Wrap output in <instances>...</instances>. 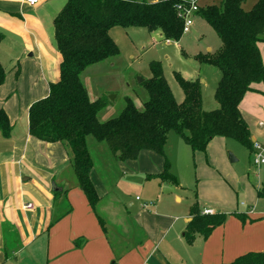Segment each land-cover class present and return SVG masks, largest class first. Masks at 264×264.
<instances>
[{
  "label": "crops",
  "instance_id": "crops-1",
  "mask_svg": "<svg viewBox=\"0 0 264 264\" xmlns=\"http://www.w3.org/2000/svg\"><path fill=\"white\" fill-rule=\"evenodd\" d=\"M66 2L39 0L32 6L26 0H0V32L4 35L0 61L7 72L0 87V109L6 111L12 123L10 137L0 133V264H224L251 251L264 252V205H260L258 196L251 197L253 208L237 213L239 219L226 217L208 237L197 233L188 243L185 233L179 238L176 234L173 240L181 246L185 241L190 250L185 248L187 258L182 254L174 257L172 250L176 247L166 238L180 217L165 213L161 194L153 206L141 204L131 223L127 218L130 211L124 210L121 197L111 198L101 183L89 148L93 159L90 176L99 196L92 206L79 186L69 146L44 142L30 134L31 104L48 96L50 84L60 79L54 19ZM259 47L264 57V43ZM208 51L213 52L211 48ZM253 87L256 91L247 92L240 104L244 118L249 111L247 104L258 102L256 96L264 95L263 83ZM250 131L252 141L263 146L264 130L259 131L261 141ZM146 151L151 150H142L136 162L157 153ZM162 170L158 165L148 167L147 176ZM53 185L60 190H54ZM258 187L264 194V184ZM136 200L141 199L136 196ZM28 203L34 207L25 209ZM256 206L261 207L256 210ZM204 207L220 213L210 203H204ZM183 215L187 229L192 216ZM135 230L140 232L138 239L131 237ZM165 242L164 252L160 247ZM192 253H198V262L189 261L194 257Z\"/></svg>",
  "mask_w": 264,
  "mask_h": 264
},
{
  "label": "trees",
  "instance_id": "trees-1",
  "mask_svg": "<svg viewBox=\"0 0 264 264\" xmlns=\"http://www.w3.org/2000/svg\"><path fill=\"white\" fill-rule=\"evenodd\" d=\"M189 0H67L54 19L55 40L61 57L60 79L52 82L48 96L31 104L29 132L49 143L63 142L72 154V166L80 188L92 206L99 199L90 172L93 159L88 137L105 141L121 159L136 160L142 150L163 154L160 173L148 175L161 182L178 185L165 154L167 137L175 131L194 151H205L216 136L233 138L250 151L254 149L251 131L240 104L254 84H264V57L259 44L264 42V0L251 9L245 0H221L219 4L200 7V14L221 40L220 47L196 59L220 70L215 99L217 108L205 110L202 83L185 79L175 72L184 99L178 102L159 61L150 63L152 76L143 81L149 97L138 107L130 97L116 116L105 121L100 113L107 99L92 101L82 75L90 66L120 54L110 34L114 27H144L159 31L165 41H179L183 36L184 18L179 5L188 7ZM4 35L0 32V42ZM7 72L0 61V87ZM11 120L0 109V133L10 137ZM262 196V190L258 191ZM192 219L185 237L192 243L197 233L208 237L214 228L226 221L224 213L203 214L199 205L190 209ZM224 264H264L263 251H251Z\"/></svg>",
  "mask_w": 264,
  "mask_h": 264
},
{
  "label": "rangeland",
  "instance_id": "rangeland-1",
  "mask_svg": "<svg viewBox=\"0 0 264 264\" xmlns=\"http://www.w3.org/2000/svg\"><path fill=\"white\" fill-rule=\"evenodd\" d=\"M255 1L245 0L243 7L251 9ZM220 2L221 0H202L200 7ZM110 34L119 46L120 54L90 66L82 75L92 99H107L100 119L105 121L120 113L127 97L133 99L138 107H143L149 97L143 81L152 76L150 63L153 61L161 62L165 77L178 102L183 101L184 92L175 78V72L181 73L188 80L199 78L202 83L203 108H217L215 91L221 76L220 70L214 65L199 61L196 55L210 53L208 48L216 51L221 40L200 14L192 17L189 31L183 33L179 41L169 40L167 43L159 31H150L144 27H114ZM139 78L143 80L140 81ZM256 97L258 102L247 104L249 111L246 110L245 118L252 133L259 137V131L264 130V126H260V122L264 123V95ZM258 140L261 141V138ZM88 145L101 183L105 185L111 198L121 197L124 210L130 211L127 218L131 223L133 213L141 204L147 202L151 207L157 196L162 195V204H165L167 211L165 213L180 217L176 227L170 230L166 238L168 240L172 241L176 234L178 238L183 237L188 222L183 214H189L191 207L198 203L201 209L204 203H210L218 212L226 214L227 217L236 216L238 219L240 217L237 213H245L255 205L252 196H258L260 205H264V194L259 196L258 193L261 188L258 184H264V168L258 170L253 164V153L233 138L216 136L203 152L194 151L175 131H170L165 154L170 161L171 172L177 177L178 185L162 183L158 178L147 176L148 167L158 165L163 168V154L150 153L153 157L143 156L136 162L132 159H121L111 153L106 143L99 142L92 136L88 137ZM149 152L152 151H146L145 154ZM230 154L236 161L230 160ZM100 187L101 191L102 185ZM174 194H178L182 201ZM136 196L141 200L137 201ZM130 202L134 204L129 205ZM256 207L259 210L261 206ZM133 236L138 239L140 232L135 230L131 233V237ZM172 243L176 247L172 250V255L178 257L182 254L187 258L185 248L190 250L189 245L185 241L183 246L175 240ZM166 245L167 242L160 247L164 252ZM193 255L189 261L198 262V253H192L191 256Z\"/></svg>",
  "mask_w": 264,
  "mask_h": 264
},
{
  "label": "built area",
  "instance_id": "built-area-1",
  "mask_svg": "<svg viewBox=\"0 0 264 264\" xmlns=\"http://www.w3.org/2000/svg\"><path fill=\"white\" fill-rule=\"evenodd\" d=\"M28 4L30 5H36L39 0H26ZM188 7H183L181 5L178 6V8L181 10V15H183L184 18V27H183V33L188 32L190 29V26L192 25V17L197 12L199 8V0H189L188 1ZM167 43H169V40H166ZM254 152H253V162L254 165L257 167H264V148L263 146L255 142L254 143ZM139 198V197H138ZM147 205V204H146ZM34 206L32 203H28L25 205V209H32ZM203 214H215V210L210 207H205L202 210Z\"/></svg>",
  "mask_w": 264,
  "mask_h": 264
},
{
  "label": "water",
  "instance_id": "water-1",
  "mask_svg": "<svg viewBox=\"0 0 264 264\" xmlns=\"http://www.w3.org/2000/svg\"><path fill=\"white\" fill-rule=\"evenodd\" d=\"M139 80L142 81L143 79H142V78H139ZM117 154H119V152H117ZM230 160H231L232 162H234V161H236V158H235L232 154H230ZM53 189H54V190H60V188L57 187L56 185H53Z\"/></svg>",
  "mask_w": 264,
  "mask_h": 264
}]
</instances>
